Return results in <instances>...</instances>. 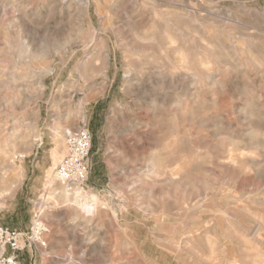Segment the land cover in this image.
<instances>
[{
    "label": "rangeland",
    "instance_id": "obj_1",
    "mask_svg": "<svg viewBox=\"0 0 264 264\" xmlns=\"http://www.w3.org/2000/svg\"><path fill=\"white\" fill-rule=\"evenodd\" d=\"M104 1L100 0V7L106 10L108 7H105ZM150 1H154L155 7H148L146 11L142 9L140 13L145 12L144 20L135 17L130 22L131 31L118 26L115 35L106 37L107 43L103 40L105 35L99 32L97 38L102 42L99 51L104 54L108 52L111 62L109 68L103 71L107 63L103 54L102 58L90 62V69L93 74L105 73V85H97L100 82L92 86L85 85L76 66L85 62L90 51L86 53L81 49L75 50L73 54L67 55L64 61L66 65L64 62L54 63L53 72L44 79V97L27 109L13 104L15 91L22 85L23 92H36L37 81L33 74H28V82L10 81L15 61L9 53L11 50L8 43L13 41L15 34L1 23L9 16L14 17V14H1L0 51L3 56L0 57V105L3 101L11 100L10 98L13 103L10 107L0 108V131L14 122L20 133H26V129L31 127L35 134L31 133V141L27 146L19 145L20 152H25L26 147L27 150L30 149L22 158L17 155L12 170H0V174L5 176L2 185L8 189L0 197V223L28 232L33 216L40 210L48 228L46 247L26 243L20 252L19 264H264V230L256 235L253 231L255 225L258 227L259 223L264 222V137L258 140L262 143L257 145L260 148L254 149V152L258 151L252 153L253 159L262 164L259 171L252 170L245 160L239 161L235 168L230 163L231 158L235 159L243 150L246 153L244 155H247L244 146L248 138L243 135V131L248 128L247 124H258L264 130V0ZM3 2L4 0H0V4ZM60 2L61 0H27L26 8L19 16L22 26H25V33L39 39L57 30L58 33L70 32L67 28V32L63 31L67 17L60 23L57 18L48 14L54 4ZM109 2H115L116 17L121 18V14L128 12L135 0ZM91 7L92 20L99 28L92 2ZM154 8L172 14L171 25L155 20L152 15ZM26 9L38 11L40 16L29 15L25 13ZM75 16L73 12L74 19L71 20L74 21ZM141 21H146V25H142ZM165 31L177 40L171 46L184 42V50L191 49L189 52H193L192 58L196 53V58L208 59L220 66L221 71L215 72L214 76L215 80L220 81V85L222 83L221 94L210 86L198 84L193 89L196 97H186L179 108L151 110L149 105L153 101L163 100L160 96H152L153 91L163 85H168L173 92L190 93L189 74L164 71L159 73L160 76L153 73L155 66H142L145 76L137 77L132 82L133 86H130L132 83H126L123 78L127 68L125 55L142 50L149 54L156 51V46L140 43L135 38L142 37L144 33H154L156 40L164 42ZM199 37L202 38L201 41L204 40V44L214 42L213 54L208 53L207 57L202 54L203 46L200 45ZM136 56L138 54L131 57L134 67L139 64ZM27 70L24 66L18 67L19 74ZM73 80L77 81L74 86ZM143 91L149 92L151 96L143 95ZM215 98L217 104L211 106ZM80 106L84 107V113L78 111ZM242 107H248L252 111L251 118L244 119L243 114H240ZM202 117L211 120L208 127L200 122ZM215 120L217 122L213 123ZM69 128L71 133L68 137L66 134L63 141L65 149L59 142L58 151L62 153L65 150L63 157L66 156L69 138L87 130L91 147L84 164L88 173L82 189L67 188L79 204L65 206L60 201L59 205L54 206V200L46 198L50 190L48 181L56 176L54 172L59 163L56 166L53 164L52 152L56 148V139H61L63 131ZM216 131L221 135L215 136ZM183 137L184 141L181 143ZM236 147L241 150L240 153L235 151ZM156 160L167 166L173 165V170L176 167V178L173 177L176 183H182L181 186H167L166 181L172 177V172L168 170L163 176L150 181L151 183L142 181L145 171ZM260 175L263 177L260 178ZM125 184L137 186L129 192ZM150 189L151 194H146ZM137 190L141 191L136 193ZM89 195L95 196L97 203L90 207L84 217L76 218L74 214L78 211L77 206L83 205V202L88 203ZM42 197L45 199L42 200ZM175 198L178 199V206L176 203L175 206L171 204ZM186 203L188 207L185 206ZM150 207L152 212L148 209ZM77 213L79 215V211ZM202 228L204 231L207 229V233ZM237 231L241 234L236 233ZM249 236H253V242L248 241L251 238ZM255 238L260 244L255 243ZM190 245L191 248L194 247L191 249Z\"/></svg>",
    "mask_w": 264,
    "mask_h": 264
},
{
    "label": "bare ground",
    "instance_id": "obj_2",
    "mask_svg": "<svg viewBox=\"0 0 264 264\" xmlns=\"http://www.w3.org/2000/svg\"><path fill=\"white\" fill-rule=\"evenodd\" d=\"M111 1V0H110ZM26 2L27 0H4L3 3L0 4V17L1 14H8L9 12H12L14 14V17L7 18L5 22L1 23L2 26L7 27V30H11L10 32L15 34V38L13 39V41H10L8 44H10V52L11 56L13 58V61H15V67H13V69H11V73L9 76V79H11L10 81L16 82V81H21L24 82L26 81L28 78V74H33V77L36 78L37 81V90L36 92H30L28 93L23 92V88L22 85L19 86V89H16L15 91V96L13 99L10 98L11 100H6L3 101L0 105V108H7L10 107L12 105V100L14 101L13 104H17L20 108L22 109H27V107L29 108L30 105H32L33 103H38L40 100H42V98L44 97L45 94V86L44 84V79L46 76L50 75L51 72H53L54 70V63L55 62H60L63 63L67 57V55L69 54H73L75 52V50H79L81 49L82 52H89L86 55V60L84 63H82V65H77L76 66V71L77 69L80 70L79 71V76L83 79L85 85L88 86V84H92L94 85V83H99L97 85H105L106 84V80H107V76H105V73H102V75H100L101 73H97V74H93L91 72L90 69V62L91 61H96L99 58H102L103 56V51H99V45L102 44V42H100V40L97 38V36L99 35V32H102L105 35V38L103 39L105 43H107V41L105 40L106 37H110L116 34V29L119 27H123V28H127V30L129 31L131 29V24L130 22L133 21V19L135 17H140L143 18L144 20V15L145 12L140 13V11H143L145 9H147L148 7H155L154 5V1H150V0H135V2H133L131 4V9L128 12L122 13L121 14V18L117 16V7H115V2H109V0H105L104 4L105 7L107 5V9L103 10L102 7H100V0H61L60 3L58 4H54V7L50 10V12L48 13L51 17L57 18L60 23L64 22V19H67V22L63 25L64 30H69L70 32H67V30L65 32H67V34L65 33H58L59 30H57V32H50L49 36H44L41 38H37L35 39L34 35H30L29 33H25V26H22V23L20 21V14L21 11L24 10L26 8ZM91 2L93 3V6L95 7V15L98 19V23L99 24V28L96 27V25L94 24L93 20H92V7H91ZM119 2V1H118ZM159 7V6H158ZM143 9V10H142ZM194 9V8H193ZM146 11V10H145ZM74 12L75 16V20H71L74 19L72 17V13ZM29 15H33L34 17H38L40 16V12H34L32 10H27L26 12ZM10 14V13H9ZM28 15V16H29ZM153 18L159 22H162L164 25H171V16L172 14H168L166 12H163L161 10H159V8H154L153 12H152ZM195 15V14H194ZM148 16V14H147ZM27 17V15H26ZM47 17V16H46ZM146 17V16H145ZM181 17V16H180ZM50 18V17H49ZM48 18V19H49ZM218 18V17H217ZM187 19V18H186ZM192 19V18H191ZM203 19V18H202ZM2 20V19H1ZM196 20V18H195ZM71 21L73 23H71ZM1 22V21H0ZM146 22V21H145ZM145 22L141 21L140 23H142V25H146ZM158 22V23H159ZM21 23V24H20ZM121 23V24H120ZM181 24V23H180ZM201 24V23H200ZM213 24V23H212ZM26 25V24H24ZM182 25V24H181ZM88 26V27H87ZM180 26V25H179ZM72 27V28H71ZM61 29V30H62ZM99 29V30H98ZM173 29V28H172ZM121 30V29H120ZM150 30V29H149ZM168 30V28L166 29ZM131 31V30H130ZM152 31V30H151ZM171 31V30H170ZM7 32V31H6ZM133 32V31H132ZM147 32V31H146ZM153 32V31H152ZM173 32V31H172ZM177 32V30H176ZM150 33V32H149ZM197 33V32H196ZM242 33V32H241ZM23 34L25 36H23ZM29 34V35H28ZM32 34V33H31ZM134 36V33H132ZM151 34V33H150ZM163 40L164 42L158 41L156 40V38L154 37V33L152 35H147L146 33H144V35L142 37H138L137 34H135L136 36V40L143 42L144 44L149 43V45H153L156 46L155 49L156 51L154 53L151 52V54L149 53H145L144 50L142 51H136V53H133L132 55H125L126 58V62H127V68L124 71V79L126 80L127 84H130L132 82H134L136 80L137 77H144V71L142 69V66H155L153 73H163L164 71H170V73L172 74V72L175 74L176 71L178 72H186L187 74H189L188 76V81L189 83V88L187 90H189L190 93L187 92H173L171 91L170 87L168 85H163V87L156 89L155 91H153L152 96L156 97V95L159 97H162V102H157V100L153 101L151 103V105H149L151 107V110H157V109H173V108H179V106L183 105L185 98L187 97L188 99L190 98H194L195 96V91L193 92V89L196 85L201 84V86L203 87H207L210 86L212 89H214L215 91H217L218 94H221V87H222V83L220 85V81L215 80L214 76L215 72H217L218 70L221 71L220 66L218 67V65H216L215 63L210 62L208 59L203 60L200 58L195 57L196 53L193 54V58L191 57V53L193 52H189L191 49L188 50H184L183 44L184 42L179 43L177 46H171V45H175L176 43V38L172 35L169 34L167 31H165V33H163ZM199 35V34H198ZM7 36V35H6ZM9 36V35H8ZM201 37V36H200ZM199 37V42L201 41L202 38ZM11 38V37H10ZM183 38V37H182ZM37 40V42L35 41ZM184 40V38H183ZM204 41V40H202ZM201 41V44L203 46V52L202 54L204 56H206V54L210 53L213 54L214 50H215V46H214V42L210 43V42H205V44ZM142 43V44H143ZM186 43V42H185ZM38 44V45H35ZM194 44V43H193ZM198 44V43H197ZM196 47V46H195ZM199 48V47H198ZM201 48V47H200ZM217 48V47H216ZM240 48V47H239ZM154 49V48H153ZM202 49V48H201ZM3 50V49H2ZM220 50V47H219ZM9 51V48H8ZM7 51V52H8ZM199 52H201V50H198ZM217 51V50H216ZM198 52V53H199ZM227 52V51H226ZM77 53V52H76ZM219 53V52H218ZM139 59V64H137L136 67H134L133 61L131 58L134 55ZM200 55V54H199ZM228 55V53H227ZM2 53L0 51V57H2ZM220 56V55H219ZM222 56V54H221ZM229 56V55H228ZM207 57V56H206ZM11 58V59H12ZM214 58V57H213ZM103 59H105V61H107V63L105 64L103 71L109 68V64L111 62L110 59V54L107 52L104 54ZM222 59V58H220ZM219 59V60H220ZM231 59V58H230ZM216 60V59H215ZM222 61V60H221ZM226 61V60H225ZM234 61V60H233ZM252 61V60H251ZM163 62V63H162ZM223 62V61H222ZM230 62V61H228ZM236 63V62H235ZM234 63V64H235ZM58 64V63H57ZM65 64V62H64ZM66 65V64H65ZM229 65H232V63ZM259 64H257L258 66ZM26 67L28 70L27 72H24L22 74H19L18 72V67ZM238 66V65H237ZM260 66V65H259ZM258 66V67H259ZM134 67V68H133ZM234 67V66H233ZM153 68V67H152ZM151 68V69H152ZM21 69V68H20ZM57 69V68H56ZM150 69V70H151ZM150 74V73H148ZM161 76V74H159ZM158 75V76H159ZM30 76V75H29ZM152 78V77H151ZM259 80V79H258ZM33 81V80H32ZM35 81V80H34ZM35 81V82H36ZM88 81H90L91 83H89ZM154 81V80H153ZM28 82V81H26ZM88 82V83H86ZM77 83V81L73 80L72 85L74 86ZM139 83V82H137ZM143 83V82H142ZM147 83V82H146ZM158 84V83H157ZM134 83H132L130 86H133ZM140 85V83L138 84ZM162 85V84H161ZM26 86V85H25ZM18 87V86H17ZM29 87V86H28ZM35 87V86H32ZM140 87V86H139ZM25 88V87H24ZM143 88V87H142ZM157 88V87H156ZM153 89V87H152ZM25 90H27V88H25ZM33 90V89H31ZM35 90V88H34ZM186 90V91H187ZM87 92V91H86ZM143 95H148L151 96V94L147 91H143L142 92ZM141 94V93H140ZM62 96V95H61ZM68 97V96H67ZM173 97V99H172ZM6 99V98H5ZM4 99V100H5ZM156 99V98H155ZM172 99V100H171ZM217 98H215L214 100H212L211 102V106H216ZM61 100V99H60ZM171 100V101H170ZM197 100V99H196ZM204 100V99H203ZM247 100V99H246ZM211 101V99H210ZM221 102V100H220ZM67 103V102H66ZM222 103V102H221ZM16 105V106H17ZM244 105V104H243ZM69 106V104H68ZM198 106V105H197ZM262 107V106H261ZM84 108V107H83ZM81 108V106L78 108V111L84 113V109ZM254 108H256V106H254ZM33 109V108H32ZM258 109V107H257ZM257 110L255 109V112ZM168 112V111H167ZM240 114L244 116V119H249L252 117V111L248 108V107H242V110H240ZM253 112V113H255ZM171 113V111L169 112ZM168 113V114H169ZM16 114V113H15ZM165 114V113H164ZM19 115V114H18ZM167 115V114H166ZM151 116V115H150ZM243 116H241L243 118ZM259 116V114L257 115V117ZM65 117V116H64ZM168 118V116H167ZM66 119V118H65ZM259 119V118H258ZM257 119V120H258ZM84 120V117H83ZM170 120V118H169ZM175 121V120H174ZM171 122V120L169 121ZM200 122L204 124V126L208 127V125H210L211 120H205L203 117L200 118ZM217 121H213V123H216ZM21 123V121H20ZM219 123V122H218ZM259 123V122H256ZM139 125L138 123H134ZM220 124V123H219ZM172 125V124H171ZM215 125V124H214ZM219 126V125H218ZM4 127V126H2ZM217 127V126H216ZM247 129H245L243 131V135L244 137L246 136L247 141H246V146L245 149L247 151V155L245 156L244 151L243 150L241 153L239 151H241L240 149H238L236 147L235 151L239 152V156L235 157V159L232 157L231 158V162L232 163V168H235L236 165H238L239 161H247L250 168L254 171H259L261 169L262 164L253 159L252 153H255L258 151L254 149L257 147L258 145V140L262 139V137H264V130L257 124H247ZM1 128V127H0ZM20 128V127H19ZM22 128V127H21ZM27 128V126L25 127ZM52 128V127H51ZM68 128V127H67ZM211 128H215V127H211ZM59 129V128H57ZM172 129V128H171ZM26 133H20V131L18 130V127H16V124L14 122H11V126L9 127H4V130L0 131V170L2 171L3 169H8L10 170L11 168H13V161L16 159L17 155L24 156L28 153V150L25 148V152H20L19 151V145H23V147L27 146L26 144L29 143V138L31 133H34L33 128L28 127L26 129ZM174 131V130H173ZM171 132V130H170ZM71 133V129H65L62 133V138L61 139H56V148L54 149V151L52 152L53 154V164L56 166L57 163L60 161V159L63 157V155L65 154V150L64 152L60 153L58 150V146L60 144H58L59 142L62 144V148L64 147L63 145V141H64V136L68 137V134L70 135ZM240 133V132H238ZM35 134V133H34ZM167 134V133H166ZM176 134V133H175ZM213 135V134H211ZM215 136H220L221 134L219 133V131H216L214 133ZM182 137V136H181ZM55 138V136H54ZM180 138V137H179ZM241 140V137H238L237 139ZM184 141V137L181 138ZM186 139V138H185ZM237 139H235V141H237ZM166 140V139H165ZM169 140V139H168ZM234 141V142H235ZM260 141V140H259ZM262 141V140H261ZM186 142V141H185ZM184 142V143H185ZM264 142V140H263ZM239 143V141H238ZM244 143V142H243ZM261 143V142H260ZM259 143V144H260ZM262 144V143H261ZM260 144V145H261ZM25 145V146H24ZM235 145V144H234ZM244 145V144H242ZM259 147L257 148H260ZM171 146V145H170ZM264 146V145H263ZM31 147V146H29ZM61 147V146H60ZM192 147V146H190ZM189 147V148H190ZM61 148V149H62ZM60 149V150H61ZM65 149V147H64ZM262 149H264V147H262ZM261 149V151H263ZM27 150V151H26ZM192 150V149H191ZM253 151V152H252ZM31 152V151H30ZM196 152V149H195ZM231 152V156H232V151ZM198 153V152H197ZM194 151H193V155H194ZM264 154V152H263ZM161 155V152L159 154V156ZM199 156V155H198ZM230 156V153H229ZM65 157V156H64ZM155 157V156H154ZM164 157V156H161ZM156 158V157H155ZM154 158V160H155ZM230 158V157H229ZM160 159V158H159ZM228 159V156H227ZM167 160V159H166ZM182 160V159H181ZM153 162V161H152ZM168 162V161H167ZM172 162V160L170 161ZM169 162V163H170ZM229 162V161H228ZM168 163V164H169ZM175 163V162H174ZM171 163V164H174ZM196 163V162H195ZM194 164V163H193ZM166 165V166H165ZM163 164V163H158L157 160L156 162L154 161L150 167H148V170L145 171L144 177L142 179V181H154L157 178H159L162 174L164 175V173L168 170V172H172L170 174H172V177L175 175V170L176 167H174L173 170V165L171 166H167V164ZM226 165V164H225ZM175 166V165H174ZM193 166V165H192ZM191 166V168H192ZM180 167V166H179ZM194 167V166H193ZM178 168V167H177ZM172 169V170H171ZM231 169V168H230ZM12 170V169H11ZM232 170V169H231ZM180 171V168H179ZM262 172V171H261ZM260 172V174H261ZM55 173V172H54ZM180 173V172H179ZM168 174V173H167ZM142 175V174H141ZM162 175V176H163ZM204 175V174H203ZM254 175V174H253ZM264 175V173H263ZM171 176V175H170ZM207 176V174H206ZM4 175L0 174V197L1 195H4L7 192V186L5 187L4 184L2 185V181L4 180ZM141 177V176H140ZM171 177V179H169L168 181H166L167 186L170 187H174V186H181V184L176 183L175 178L173 179ZM258 177V176H257ZM263 177L260 175V178ZM57 179V180H56ZM59 178H57L56 176H53V179L50 180L49 179V185L48 187H50V190L48 191V194L46 196V198L48 200L53 201L54 206L59 205V202L61 201V204H64L65 206H71V205H77L79 204V202H77V200L74 198L73 199V193L71 194L69 192V190L62 184V182H60L58 180ZM139 179V178H138ZM62 180V179H61ZM164 180V179H163ZM184 180V178H183ZM192 180V179H191ZM234 180V179H233ZM263 180V179H262ZM137 181V180H136ZM250 181V180H249ZM206 182V181H205ZM128 183V182H127ZM151 183V182H150ZM264 184V183H263ZM56 185V188H53V186ZM124 186V183L122 184ZM140 185V184H139ZM193 185V184H192ZM137 186V185H136ZM136 186L134 185L131 186L130 184H125V188H127L129 190V192L135 190ZM178 186V187H179ZM206 186V185H205ZM160 187V186H159ZM185 187H187L185 185ZM53 188V189H52ZM153 188V187H152ZM253 188V187H252ZM264 188V187H263ZM142 189V188H141ZM149 189V188H148ZM250 189V188H249ZM248 189V190H249ZM262 189V188H261ZM251 190V189H250ZM258 189H256L257 191ZM141 191V190H139ZM139 191L137 190L136 193H139ZM145 191V190H143ZM142 191V192H143ZM148 191V190H147ZM146 191V194H151V189L149 190V192ZM255 191V190H254ZM229 192V191H228ZM70 193V194H69ZM165 192L163 191V194ZM235 193V192H234ZM77 196L78 193L76 192ZM156 194V193H155ZM46 195V194H45ZM247 195V194H246ZM252 195V194H251ZM82 196V195H81ZM166 197V196H164ZM197 198H199V196H196ZM242 195L240 196V200H241ZM245 197V196H244ZM247 197V196H246ZM88 203L83 202V205H78V211H79V215H78V211L75 213L74 210L73 212L75 213L74 216L76 218L86 215L88 213V210L90 209L91 206L95 205L98 201V199L93 196V195H89L88 197ZM233 198V197H232ZM45 199L44 197H42V200ZM176 199V198H175ZM235 199V198H234ZM243 199V198H242ZM82 200V199H81ZM199 200V199H197ZM201 200V199H200ZM204 200V197H203ZM86 201V200H85ZM254 201V200H253ZM42 202V201H41ZM178 199H176L175 201L169 202L172 205H176L178 206ZM235 203L238 202L234 201ZM168 203V204H169ZM176 203V204H175ZM244 203V202H243ZM201 204V203H200ZM46 205V204H45ZM180 205V203H179ZM187 205V203L185 204V206ZM192 205V204H191ZM229 205V204H228ZM231 205V204H230ZM166 206V205H165ZM164 206V207H165ZM183 206V204H182ZM207 206V205H206ZM188 207V206H186ZM243 207V206H242ZM170 208V206H169ZM181 208V207H180ZM235 208V207H234ZM74 209V208H73ZM150 209L149 211L152 212V208H148ZM172 209V207H171ZM249 209V208H246ZM165 210V209H164ZM163 210V211H164ZM182 210V209H181ZM95 211V210H94ZM162 211V210H161ZM166 211V210H165ZM164 211V212H165ZM168 211H171L170 209ZM167 211V212H168ZM183 211V210H182ZM175 212V211H173ZM181 212V211H180ZM188 212V211H187ZM162 213V212H159ZM167 214V213H166ZM172 214V213H171ZM169 213V215H171ZM187 214V213H186ZM226 214V213H225ZM173 215V214H172ZM194 215V213H193ZM252 215V214H251ZM258 215V213H257ZM178 215H176L177 217ZM181 216V215H180ZM185 216V215H184ZM261 216V215H260ZM218 217V216H217ZM259 217V215H258ZM164 218V217H163ZM260 218V217H259ZM74 219V218H73ZM167 219V218H166ZM216 220V219H215ZM226 220V219H225ZM228 220V219H227ZM243 220V219H242ZM258 220V219H257ZM209 221V220H208ZM212 221V220H211ZM231 221V220H229ZM76 222V221H75ZM214 222V221H213ZM212 222V223H213ZM217 222V221H216ZM222 222L224 223V218H222ZM260 221L258 220L257 223H259ZM88 224V223H86ZM170 224V223H169ZM174 224V223H173ZM172 224V225H173ZM181 224V223H180ZM225 224V223H224ZM231 224H233V222L231 221ZM260 225H258V227H256L257 225H255V227L253 229L254 235L258 234L259 232H261L262 230H264V222L259 223ZM214 225V224H213ZM212 225V226H213ZM234 225V224H233ZM201 226V225H200ZM235 226V225H234ZM177 227V226H176ZM172 228V227H170ZM179 228V227H178ZM198 228V227H197ZM211 229H213V227H210ZM221 228V227H220ZM224 225H223V229H224ZM230 229V227H228ZM227 228V229H228ZM192 229V227H191ZM203 229V228H202ZM174 230V229H173ZM178 230V229H177ZM207 230V229H206ZM206 230L203 231L206 232ZM218 230V229H217ZM238 230V229H237ZM176 231V230H175ZM192 231V230H191ZM195 231V230H194ZM201 231V230H199ZM198 231V234H199ZM202 231V233H203ZM209 231V230H208ZM229 231V230H227ZM242 231V230H240ZM189 232V231H187ZM233 232V231H232ZM235 232V231H234ZM264 232V231H262ZM170 233V232H169ZM177 233V231L175 232ZM207 233V232H206ZM236 233H239L238 231ZM201 234V232H200ZM199 234V235H200ZM241 234V233H239ZM198 235V236H199ZM206 236V234H204ZM202 235V236H204ZM181 236V234H180ZM187 236V235H186ZM189 236L191 237V235L189 234ZM201 236V235H200ZM209 236V235H208ZM210 237V236H209ZM209 237H207L209 239ZM248 237V236H246ZM251 237L250 239H252L253 236H249ZM259 236H257L258 239ZM187 238V237H186ZM212 238V237H210ZM262 238V237H261ZM189 240V238H187ZM246 239V238H244ZM248 239V238H247ZM248 239V241L253 242L254 238L252 240ZM260 239V238H259ZM91 240V239H90ZM192 240V238H191ZM173 241V240H172ZM194 241V240H193ZM215 241V240H214ZM243 241V240H242ZM246 241V240H245ZM247 241V242H248ZM89 242V240H88ZM175 242V241H174ZM183 242V241H182ZM210 242V241H209ZM208 242V244H210ZM244 242V241H243ZM257 242L256 238H255V243ZM215 243V242H214ZM258 243V242H257ZM262 243V242H261ZM190 243H188L187 245L189 246ZM218 244V243H217ZM243 244V243H242ZM260 244V242L258 243ZM214 245V244H213ZM244 245V244H243ZM251 245V244H250ZM177 246V244H176ZM209 246V245H208ZM246 244H245V249H246ZM256 246V245H255ZM194 246H192L193 248ZM257 247V246H256ZM254 247L256 250L257 248ZM179 248V247H178ZM191 248V245H190ZM191 248V249H192ZM216 248V246H215ZM251 248L253 249L252 245ZM260 248V247H259ZM229 249V248H228ZM244 249V250H245ZM213 251V250H212ZM217 251V250H216ZM250 252V250H248ZM262 251V250H259ZM210 252V251H209ZM248 252V253H249ZM264 253V252H263ZM251 254H253L251 252ZM250 254V256H251ZM255 254V253H254ZM253 254V255H254ZM262 253H260L261 255ZM246 255V254H244ZM249 255V254H247ZM258 255V254H257ZM259 256V255H258ZM264 256V254L262 255ZM260 256V257H262ZM213 257V256H212ZM215 257V256H214ZM239 257V256H238ZM209 258V257H207ZM206 258V259H207ZM264 258V257H263ZM262 259V258H261ZM212 260V259H211ZM223 260V259H222ZM262 262V260H260ZM207 262V260H206ZM209 264H211L210 262H208ZM215 264V263H214ZM217 264V263H216ZM233 264V263H232ZM238 264V263H235Z\"/></svg>",
    "mask_w": 264,
    "mask_h": 264
},
{
    "label": "built area",
    "instance_id": "obj_3",
    "mask_svg": "<svg viewBox=\"0 0 264 264\" xmlns=\"http://www.w3.org/2000/svg\"><path fill=\"white\" fill-rule=\"evenodd\" d=\"M67 147L68 153L59 161L55 174L66 188L82 189L88 173L84 161L91 147L88 131L82 130L78 136H71ZM33 217L28 232L9 228L0 223V264H19L20 252L26 243L46 247L48 228L40 210H37Z\"/></svg>",
    "mask_w": 264,
    "mask_h": 264
}]
</instances>
